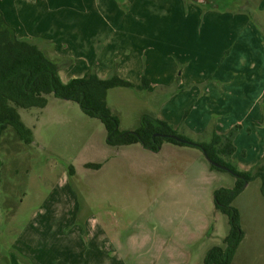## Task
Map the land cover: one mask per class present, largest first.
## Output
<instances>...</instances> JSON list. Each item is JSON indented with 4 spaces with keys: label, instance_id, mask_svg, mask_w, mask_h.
I'll return each instance as SVG.
<instances>
[{
    "label": "rangeland",
    "instance_id": "rangeland-1",
    "mask_svg": "<svg viewBox=\"0 0 264 264\" xmlns=\"http://www.w3.org/2000/svg\"><path fill=\"white\" fill-rule=\"evenodd\" d=\"M168 1V10L158 11L150 20L129 18L154 24L147 32L158 36L152 49L161 56L170 50L169 23L175 27L186 22L179 5ZM183 1L204 9H238L254 23L255 18L260 21L262 0ZM262 22L264 19L260 25ZM257 28L264 36V25ZM180 33L175 38L178 41ZM191 37L192 57L200 59L201 38ZM260 44L261 49L257 43L250 53L256 49L254 55L264 58V43ZM232 56H236L235 48ZM239 56H245L243 50ZM85 59L76 62L78 69V62L85 64ZM70 62L59 65L61 80L78 75L70 69L74 58ZM145 78L148 86L143 85L140 93L121 88L109 95L107 105L118 118L120 131L137 129L145 114L155 117L160 104H166L170 114L180 107L183 121L200 97L205 98L196 104L199 115L209 117V124L215 123L220 112L215 107L220 103L217 96H201V90L197 95V90L148 94L155 80ZM235 97L240 104L224 116L225 124L250 114L253 103L258 106L248 121L258 112L264 113L263 95ZM235 97L230 99L237 102ZM19 114L30 129L31 142L22 141L12 127L0 135V264H204L211 249L224 247L229 223L216 208L214 195L219 189L234 188L236 179L228 172L211 170L198 148L167 141L155 152L139 143L110 146L99 119L86 116L76 103L53 95L46 97L43 109L19 110ZM258 123L264 124L262 118ZM247 125H239L236 135L241 130L250 132ZM255 131L245 143L246 159L241 154L230 160L237 171L246 172L241 165L251 164L253 169L259 163L254 153L258 146L252 141ZM210 137L207 132L191 139L209 141ZM232 205L240 214L243 239L231 264H264L260 181L247 183Z\"/></svg>",
    "mask_w": 264,
    "mask_h": 264
},
{
    "label": "crops",
    "instance_id": "crops-1",
    "mask_svg": "<svg viewBox=\"0 0 264 264\" xmlns=\"http://www.w3.org/2000/svg\"><path fill=\"white\" fill-rule=\"evenodd\" d=\"M175 4L179 5L186 22L175 27L172 22L169 23L170 50L165 56L152 49L158 36L147 31L154 29V24L147 21L148 24L134 22L129 18L133 15L136 19L141 16L150 20L158 11L168 10V0H0V11L18 38L27 39L38 46L50 60L59 65H67L71 63L70 58H74V65L70 69L74 68V74L78 75L70 79L81 77L93 69L103 79L116 73L119 78L132 84V88L128 90H136L138 93L143 87L142 78L146 76L155 80V83H150L148 94L155 90L161 93L172 91V94L197 90L194 93L197 95L201 90V96H217L221 104L215 105L220 109L215 114V123L209 124V117L203 118L196 108L197 102L205 97H200L195 102L183 121V110L176 107L170 114L164 106L166 104H160L153 115L166 121L178 134L190 140L200 138L207 132L210 136L212 133L225 135L235 126L244 127L248 124L247 131L250 132L244 134L241 130L234 138L235 153L231 160L241 154L246 159L245 143L251 140L250 135L256 130L252 141L258 146L254 153L260 162L264 156V124H259L258 120H261L264 113L258 112L251 122L248 121L258 106L257 99V104L252 105V112L242 119L225 124L224 116L233 113L236 105L240 104L239 97L235 96L250 93L264 96V58L254 55L256 49L250 53L253 45L258 43V48L261 49L260 43H264V36L260 35L261 30L257 28L264 25V22L260 25L261 19H264V8L261 6H264V0L259 2L257 18L260 21L255 18L256 23L238 9L231 12L210 8L211 6L204 9L196 6V3L186 5L183 0H174ZM171 5L173 6V2ZM180 31L181 40L178 41L175 38ZM191 34L201 38L200 59L192 57L195 51L190 46L193 40ZM242 36H245L243 41ZM234 48L235 57L232 56ZM242 50L245 54L243 58L239 56ZM81 58H86L85 64L78 62L81 64L78 69L76 62ZM69 80L62 79L64 82ZM119 89L121 88L108 92L107 102L109 95ZM230 96H234L237 102L231 100ZM203 110L205 107L202 105V112ZM261 111L264 112L262 105ZM252 153L253 151L250 154ZM250 165H241V171H249L252 169Z\"/></svg>",
    "mask_w": 264,
    "mask_h": 264
},
{
    "label": "trees",
    "instance_id": "trees-1",
    "mask_svg": "<svg viewBox=\"0 0 264 264\" xmlns=\"http://www.w3.org/2000/svg\"><path fill=\"white\" fill-rule=\"evenodd\" d=\"M59 67L38 46L27 39L18 38L0 11V135L12 127L22 141L30 143L31 132L22 123L19 110L43 109L46 97L53 95L76 103L86 116L99 119L106 130V142L110 146L139 143L155 152L163 141H167L198 148L213 163L229 169L236 179L234 188L219 189L214 195L216 208L228 218L229 232L224 239V247L211 249L204 260V264H231L243 239L240 214L232 205L234 200L254 179L260 181V193L264 200V156L252 170L246 172L237 171L231 164L238 126L225 135L212 133L208 143L194 142L178 134L166 121L145 114L137 129L120 131L119 120L107 105V95L115 88H132V84L119 78L116 73L105 79L100 78L93 69L88 70L83 77L64 82L58 75ZM142 81L146 88V78L143 77ZM170 136H177L187 141V144L177 142ZM209 167L211 170L225 171L212 164Z\"/></svg>",
    "mask_w": 264,
    "mask_h": 264
},
{
    "label": "water",
    "instance_id": "water-1",
    "mask_svg": "<svg viewBox=\"0 0 264 264\" xmlns=\"http://www.w3.org/2000/svg\"><path fill=\"white\" fill-rule=\"evenodd\" d=\"M170 138H172L173 140H175V141H177V142H180V143H183V144H187V141L182 140V139H180V138L177 137V136H170ZM203 155H204L206 161H207L209 164H212L214 167H216V168H218V169H222V170H225V171L231 173V171H230L229 169H227V168H225V167H223V166H221V165H219V164L213 163V162L210 160V158L206 155V153H203Z\"/></svg>",
    "mask_w": 264,
    "mask_h": 264
}]
</instances>
